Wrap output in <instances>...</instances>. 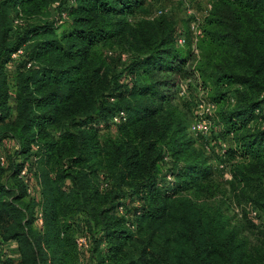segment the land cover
Masks as SVG:
<instances>
[{
  "label": "trees",
  "instance_id": "obj_1",
  "mask_svg": "<svg viewBox=\"0 0 264 264\" xmlns=\"http://www.w3.org/2000/svg\"><path fill=\"white\" fill-rule=\"evenodd\" d=\"M139 1L0 0V145H11L9 155L0 150V252L15 241L19 253H0V264H82L78 235L95 264H264V227L250 242L221 207L179 195L209 194L213 158L192 146L170 92L194 73L173 22L144 21L133 36L131 88L118 92L105 70L103 48L128 39ZM50 3L70 27L26 25ZM200 36L212 51L197 68L205 81L239 87L223 132L234 145L226 151L234 196L264 212V0H214ZM102 116L114 134L93 125ZM167 158L184 166L164 171Z\"/></svg>",
  "mask_w": 264,
  "mask_h": 264
},
{
  "label": "rangeland",
  "instance_id": "obj_2",
  "mask_svg": "<svg viewBox=\"0 0 264 264\" xmlns=\"http://www.w3.org/2000/svg\"><path fill=\"white\" fill-rule=\"evenodd\" d=\"M213 1L214 0H140L139 3L136 4L135 13L129 16V27L130 30L132 29V33H130L131 31L128 32V39L126 37L115 38L104 46L103 50L107 60V67L105 70L110 78H117L118 92H125L128 88H131L130 85L133 84V74L125 70L127 61L122 60L120 54L125 53L128 58L138 54V49L131 42L134 41L133 36L135 33L142 30L144 21L153 23L167 18L173 22L175 26V35L184 36L187 40L185 47L179 46L177 43L176 45L189 56V63L194 73L191 78L184 81L170 92L174 94V101L176 104L186 112V133L192 141V146L194 148L203 149L206 154L213 158L211 161L212 186L209 194L188 190L180 192L179 195L182 198H191L198 204L207 201L212 205L221 207L224 214L230 218L231 227L244 228L245 234L248 236L250 242H254L257 232L264 227V212L258 210V207L247 198H237L234 196L231 185V181L233 180L230 167L231 162L226 155L223 157L219 153L221 151V144L223 143L226 144L227 149L234 146L232 135H224L223 133L226 127L224 112L227 108H231L234 105L231 96L235 89L239 87L218 86L213 83H207L205 77L202 75V71L197 69L198 64L204 60L205 55L212 52L207 49V46H201L200 41L202 37L200 33L206 17L209 16L212 10ZM160 9L165 10L162 16L159 15ZM60 18V11L56 5L50 3L39 11L36 16L27 17L26 25H41L45 22L53 23L55 21L62 29L70 27L72 23L70 17L66 19L63 18L62 23H57V20ZM193 25L194 27H192ZM110 52H112V55H110ZM217 62L220 63V60L217 59ZM182 84H184L186 90L184 94H182ZM221 93H224L225 99H221L220 102H218L216 98H218ZM202 100L213 103L215 106L214 112L207 116L208 120H213V125L210 126L209 134L205 137L196 136L190 131V124L196 113L198 104ZM259 123L264 124V120H260ZM93 125L98 127L104 135L114 134L117 128L109 117L104 116H102V118H96ZM0 150L1 153L9 155L11 152V145L8 142L1 144ZM222 162L225 164L224 168L220 167V163ZM182 166H184L183 161L176 162L175 160L173 161L167 158L165 160L164 171L173 169L178 172ZM17 248L16 244L12 245V243H10L7 244V249L3 248L0 253H2L3 256H11L18 259L19 253ZM82 264H95L92 245L90 248L82 251Z\"/></svg>",
  "mask_w": 264,
  "mask_h": 264
},
{
  "label": "built area",
  "instance_id": "obj_3",
  "mask_svg": "<svg viewBox=\"0 0 264 264\" xmlns=\"http://www.w3.org/2000/svg\"><path fill=\"white\" fill-rule=\"evenodd\" d=\"M186 1H199V0H186ZM164 13H165L164 9H160L159 10V15L160 16L164 15ZM65 17H66V14L63 12L61 14V18L63 19ZM62 19L60 20V22L62 21ZM21 20L22 19L17 18L15 20V24H20ZM192 27H194V25ZM175 39H176V43L179 46H182V47L186 46L187 40H186V38L184 36L177 35ZM24 54H25V49L24 48H20V49L14 51L12 53L11 57L16 62V61H19L20 58L22 56H24ZM110 55H112V52H110ZM121 58H122V60H126L127 61L128 56H127V54L123 53L121 55ZM32 66H33V62H29L27 64V67H32ZM181 87H182V90H183L182 94L186 93L184 84H182ZM231 100L233 102L235 101V97L233 95L231 96ZM214 109H215V106H214L213 103L206 102L204 100H202L198 104V107L196 109V113H195V115L193 117V120H192V122L190 124V131L194 135L205 137V136H207L209 134L210 126L213 125V120H211V121L208 120L207 116L211 115L214 112ZM257 112H259V110H257ZM121 119H125V116H124L123 113H122V115H120V117H116L115 121L119 122V121H121ZM226 149H227L226 144L225 143L221 144V151L219 152L221 154V156L224 157L226 155ZM0 161L4 165L5 162H6L5 157L1 156L0 157ZM220 167L224 168L225 164L223 162L220 163ZM20 177L22 179H24L26 182H28V179H27L28 178V165H25L23 167V169H22V171L20 173ZM27 191H28V195H30V196L34 193V189H33L32 186H28ZM36 224H37V226L39 228L43 227L44 220H43V216H42L41 212H39L38 215H37ZM76 243H77V245H78L80 250H85V249H88V247H89V241H88L87 237L84 236V235H78L77 238H76Z\"/></svg>",
  "mask_w": 264,
  "mask_h": 264
},
{
  "label": "crops",
  "instance_id": "obj_4",
  "mask_svg": "<svg viewBox=\"0 0 264 264\" xmlns=\"http://www.w3.org/2000/svg\"><path fill=\"white\" fill-rule=\"evenodd\" d=\"M12 243V245H15V241H9L8 244ZM17 247V246H16Z\"/></svg>",
  "mask_w": 264,
  "mask_h": 264
}]
</instances>
